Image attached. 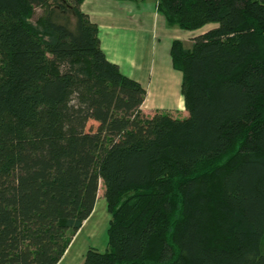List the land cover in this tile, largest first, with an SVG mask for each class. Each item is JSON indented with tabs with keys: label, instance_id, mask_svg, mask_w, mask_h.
<instances>
[{
	"label": "trees",
	"instance_id": "trees-1",
	"mask_svg": "<svg viewBox=\"0 0 264 264\" xmlns=\"http://www.w3.org/2000/svg\"><path fill=\"white\" fill-rule=\"evenodd\" d=\"M82 1L0 0V264H56L100 182L80 264H264V0H155L216 24L171 41L184 118L145 115Z\"/></svg>",
	"mask_w": 264,
	"mask_h": 264
},
{
	"label": "crops",
	"instance_id": "crops-1",
	"mask_svg": "<svg viewBox=\"0 0 264 264\" xmlns=\"http://www.w3.org/2000/svg\"><path fill=\"white\" fill-rule=\"evenodd\" d=\"M80 8L97 25L100 47L107 59L116 63L123 74L137 80L144 87L145 98L141 104V110L145 113L144 109L146 107L150 110V113H153L154 110L160 112L161 106L153 105L154 107H152L150 104L151 97L154 94L151 88L153 78L157 79L156 77L169 75V71H166L167 66H170L173 70L175 69L171 65L170 55L167 66L164 59H158L157 41L159 35L166 39L164 42L166 49V46H170L171 41L179 39V36H177V29L174 26L167 27L163 16L156 9L155 0L153 3L149 0H83ZM171 75H174V73H171ZM154 89L158 88L155 87ZM174 101L175 105L172 107H175V109L181 107L185 110L181 92L180 94L177 93ZM101 198L102 201L97 206L96 212L95 206L99 199L97 193L91 213L74 234L56 264H80L89 247L98 250L103 248L105 242H102V240L100 242L95 240L91 242H86V240L83 242L77 241L78 234L84 228L86 222H90L89 227L92 229L88 232L90 236L95 234L93 231L99 217H102L103 220L106 219L105 225L107 228L109 213L103 195ZM92 216L94 217L93 221Z\"/></svg>",
	"mask_w": 264,
	"mask_h": 264
},
{
	"label": "rangeland",
	"instance_id": "rangeland-1",
	"mask_svg": "<svg viewBox=\"0 0 264 264\" xmlns=\"http://www.w3.org/2000/svg\"><path fill=\"white\" fill-rule=\"evenodd\" d=\"M136 1V0H135ZM150 2H154V0H149ZM156 2V1H155ZM162 17V16H160ZM163 19V18H162ZM215 23H208L205 24L204 26L196 29V30H183L178 28L177 26H174L177 30V36H179L178 38L180 40H182L186 45H188L189 40L191 37H193L196 34H199L201 32L206 31L207 29L215 26ZM168 27V26H167ZM166 39H164L163 37H161V35H159V40L157 41V51H158V59L162 60L164 59V63L167 66L168 60H169V45L168 47L164 46V42ZM166 71H169V75H162L160 77H156L157 79L153 78L154 80L152 81V89H153V95L151 97V105L152 107L155 106H161V110L160 112H164V113H168L170 115H172L173 117L176 118H184L187 113L184 112L186 110H184L183 108H179V109H175V107H172L173 105H175V97L178 94H180V73L178 71L173 70L172 68H170V66L166 67ZM174 73V75H171V73ZM155 87H157L158 89H154ZM181 109V110H180ZM145 115H152L155 113L156 110L153 111V113H150L149 109H146L145 107ZM184 110V111H183ZM87 127H94L93 126V122H89ZM98 195H99V199L98 202L96 203V208L95 211L97 212V206L99 205V203H101V197L103 195V187H102V183H99V188H98ZM92 221L94 219V217L92 216ZM106 219L101 217H99L97 223L95 224V230L93 232H95V234L93 235H89L88 232L91 231L92 229L89 227L90 226V222H86L84 228L79 232L78 234V242H83L84 240H86V242H91L92 240H95L97 242H100L102 240V242H105L106 245ZM90 240V241H89ZM77 242V245H78ZM104 244V243H103ZM105 245H103V248L101 250H104ZM262 251L264 252V236L262 239V246H261Z\"/></svg>",
	"mask_w": 264,
	"mask_h": 264
}]
</instances>
